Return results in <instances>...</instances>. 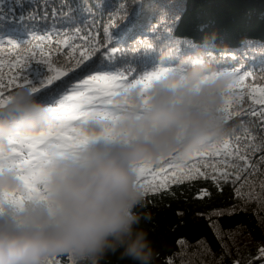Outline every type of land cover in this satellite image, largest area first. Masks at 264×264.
<instances>
[{"label":"trees","instance_id":"1","mask_svg":"<svg viewBox=\"0 0 264 264\" xmlns=\"http://www.w3.org/2000/svg\"><path fill=\"white\" fill-rule=\"evenodd\" d=\"M174 37H188L212 52L219 67L250 73L245 86L234 89L241 99L232 110L241 115L227 123L226 135L234 133L231 149L245 155L251 167L234 169L238 158H230L226 170L240 172L241 180L218 185L211 179L212 168L204 163L225 168L223 158H206L198 167L208 178L147 194L136 211L154 249L153 264H264L259 253L264 248V152L250 143L253 135L257 143L264 138V119L251 115L260 106L250 95L252 87L264 86V0H0V42H5L0 57L5 62L16 58L8 51V40L19 45L21 55L41 44L57 67L74 63L69 58L89 47L100 50L95 66L116 48L105 67L127 70L134 80L157 63L158 52L146 48L149 42L159 45ZM36 60L24 69L25 75L36 71L38 77V68L53 74ZM88 74L94 73L81 78ZM64 86L34 96L47 104L48 96ZM204 191L208 195L201 198ZM62 259L71 264L68 256ZM102 264L134 262L110 255Z\"/></svg>","mask_w":264,"mask_h":264},{"label":"clouds","instance_id":"2","mask_svg":"<svg viewBox=\"0 0 264 264\" xmlns=\"http://www.w3.org/2000/svg\"><path fill=\"white\" fill-rule=\"evenodd\" d=\"M146 48L158 52L141 74L151 79L146 89L129 82L114 97L119 112L111 138L92 140L76 154L48 149L40 160L42 195L0 209V264H45L56 254L73 264H102L110 255L153 264L136 211L145 193L134 165L184 158L226 135L223 106L234 70L219 67L215 54L188 37ZM48 108L27 86L14 88L0 104V141L16 129L39 130ZM19 185L13 168L0 167V189Z\"/></svg>","mask_w":264,"mask_h":264},{"label":"snow or ice","instance_id":"3","mask_svg":"<svg viewBox=\"0 0 264 264\" xmlns=\"http://www.w3.org/2000/svg\"><path fill=\"white\" fill-rule=\"evenodd\" d=\"M67 20L72 22L70 16ZM43 39L45 38L41 37V40ZM4 43L0 42V45ZM7 43L11 45L9 53H15L16 58L5 62L0 57V104L14 88L21 85L27 86L33 95L49 92L58 84L65 86L48 96L49 117L43 127L37 131L16 129L5 141H0V167L8 165L13 168L20 180L17 188L0 189V209L5 204L13 208L22 206L23 202L33 195H42L37 186L42 175L40 160L48 149H54L60 154H76L81 147L92 140L111 138L119 112L118 106L114 103V97L129 82L138 83L146 89L151 79V74L145 73L137 79L130 80L129 75L125 74L127 70L125 72L112 71L105 67L115 57L118 51L116 48L107 52V60L101 58L95 66L94 61L100 50L89 47L81 50L78 57L69 58L70 60L75 59L74 63L57 67L53 65L52 59L39 43L25 50L23 55L20 54L18 44L11 40ZM3 51V47H0V52ZM37 56L38 60H36ZM32 60H36L37 65L46 67L48 72L53 74L45 75L42 69L38 68L40 75L35 80L29 79L24 74V69L29 67ZM88 72L94 74L81 78L82 74ZM248 75L250 73L238 75V71L234 70L223 106L226 123L241 115L240 112L232 110L234 104L241 99L233 93L234 89L245 86V79ZM250 95L254 103L260 106L259 112L253 109L251 115H259L264 119V86L252 87ZM233 136L234 133L223 136L184 158L169 154L158 161L136 162L134 165L136 179L145 196L149 193L156 194L167 190L171 184L183 183L200 177L208 178L209 174L201 172L198 167V163L206 158H223L225 168L204 163L205 168H212L211 179L215 183L219 185L221 182L228 183L231 180L233 184H236L241 180V174L240 172L233 174L226 170V166L231 163L230 158H238L239 163L232 164L234 169L243 165V170L247 171L251 165L245 155H240L238 151L234 152L231 149ZM236 139L238 142L239 138L236 137ZM256 140L255 135L250 137L254 150L264 152V138H261L259 143ZM261 189L264 190V181L261 182ZM236 194L241 195L239 189L236 190ZM207 195L206 191L200 193L201 198ZM179 243L183 244L184 241H179ZM261 255L264 256V249L261 250ZM63 256L65 255H49L45 259V264H64ZM69 259L73 264L72 259L70 257Z\"/></svg>","mask_w":264,"mask_h":264},{"label":"rangeland","instance_id":"4","mask_svg":"<svg viewBox=\"0 0 264 264\" xmlns=\"http://www.w3.org/2000/svg\"><path fill=\"white\" fill-rule=\"evenodd\" d=\"M31 68H32V67H31ZM29 73H30V72H29ZM37 75H38V72H36V71H31L30 74H27V76L29 77V79H30V78H35V77H37ZM238 75H243V74H241V73L238 72ZM262 249H264V248H262ZM259 253L261 254V250H260Z\"/></svg>","mask_w":264,"mask_h":264}]
</instances>
